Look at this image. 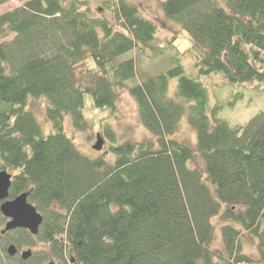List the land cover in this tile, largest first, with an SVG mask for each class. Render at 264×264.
<instances>
[{
  "label": "trees",
  "instance_id": "16d2710c",
  "mask_svg": "<svg viewBox=\"0 0 264 264\" xmlns=\"http://www.w3.org/2000/svg\"><path fill=\"white\" fill-rule=\"evenodd\" d=\"M18 1L24 4L0 15V39H24L17 52L0 46V171L13 173L10 198L27 192L43 215L37 235L20 230L14 239L35 248L34 264H253L242 252L245 232L258 238L264 259V110L245 125L214 111L212 121L198 79L264 83V0L161 3L194 42L197 79L179 63L154 77L140 72L137 57L158 29L130 0H101L121 29L86 9L92 0ZM90 62L84 75L79 70ZM126 88L155 139L110 146L112 164L86 156L66 120L88 130L87 102L115 113ZM37 98L48 101L49 132L29 109ZM184 116L194 144L172 138ZM104 133L115 135L110 127ZM215 219L220 249L213 247ZM10 243L0 236V264H25L8 256Z\"/></svg>",
  "mask_w": 264,
  "mask_h": 264
},
{
  "label": "rangeland",
  "instance_id": "374dc122",
  "mask_svg": "<svg viewBox=\"0 0 264 264\" xmlns=\"http://www.w3.org/2000/svg\"><path fill=\"white\" fill-rule=\"evenodd\" d=\"M149 20L153 21L158 29L156 39L148 47L145 53L138 56L140 72L149 77H154L177 67L178 63L184 67L185 74L191 78H198L199 71L195 66V56L192 50L194 42L190 35L177 23L167 18L163 12L161 3L166 0H130ZM24 2L11 0L0 6V15L12 11ZM86 9H90L94 16L104 17L117 28H120V18L116 13L108 11L101 0H92ZM0 46L10 51L19 50L24 47V39L20 35L12 34L7 38L0 39ZM35 53L41 52V47L35 44ZM131 54L124 55L122 59L130 58ZM179 61V62H178ZM87 68H92V63L80 68L84 75ZM207 88L209 95V112L213 121V111L215 116L230 125H245L254 116L264 110V83L255 81L246 84H232L223 75H211L209 77L198 78ZM178 78H172L169 83L168 96L175 98L178 86ZM139 81V78L137 79ZM136 82V81H135ZM134 82L129 83L131 86ZM48 106L46 98L31 99L29 109L34 111L39 118L46 132L51 130V125L45 116ZM86 120L90 128L86 131H79L73 128L71 120L68 118L65 124L67 134L74 139L79 150L90 158L103 157L109 164L115 161V156L110 151V146L118 145L125 141H146L155 139L154 136L142 125L137 104L131 96L129 90H119L117 111L95 109L91 102H87L84 111ZM110 127L114 132V137L105 135L106 129ZM154 137V138H153ZM172 138L190 143L196 142V134L192 129L187 116H184L179 124L177 135ZM103 141V148L100 151L94 149L97 141ZM12 173V172H9ZM13 174V173H12ZM215 226L213 247H222L220 232V221H213ZM0 226V230H1ZM259 240L251 233H243L241 237L242 252L253 257V264H264V259L258 249ZM58 261H52L57 263ZM40 264H50L49 262Z\"/></svg>",
  "mask_w": 264,
  "mask_h": 264
},
{
  "label": "water",
  "instance_id": "95a60500",
  "mask_svg": "<svg viewBox=\"0 0 264 264\" xmlns=\"http://www.w3.org/2000/svg\"><path fill=\"white\" fill-rule=\"evenodd\" d=\"M103 148V141L99 139L94 149L100 151ZM12 185V174L7 171H0V211L10 219L5 231L22 228L29 230L31 234L37 235L43 222V215L37 210L36 206L29 201L27 192L10 199V189ZM17 253L14 245L8 248V254L13 257ZM31 256L30 251L23 253V258L28 259ZM55 264V263H50Z\"/></svg>",
  "mask_w": 264,
  "mask_h": 264
},
{
  "label": "flooded vegetation",
  "instance_id": "af4514ba",
  "mask_svg": "<svg viewBox=\"0 0 264 264\" xmlns=\"http://www.w3.org/2000/svg\"><path fill=\"white\" fill-rule=\"evenodd\" d=\"M12 180H13V177H12ZM0 206H1V202H0ZM9 221H10V219L6 218L2 214V212L0 211V226L2 227L1 230H0V236H3L4 238L12 240L13 243H10L9 247L11 245H14L16 247V249H17L16 255L13 256L12 258L18 259L21 263L34 264V262H36L35 259H34V250H35V248L34 247H28V246L20 247L14 241V239H16V235H17L18 231L24 230L25 232H28L29 234H31V232L29 230L22 229V228H17V229L10 230V231H5V228H6V226H7ZM31 235L34 236L33 234H31ZM8 248H7V254H8ZM26 251H30L31 252V256L28 259H24L23 258V253L26 252ZM8 256L11 257L9 254H8ZM73 263H74V261L69 262V264H73ZM55 264H65V263L57 262Z\"/></svg>",
  "mask_w": 264,
  "mask_h": 264
}]
</instances>
